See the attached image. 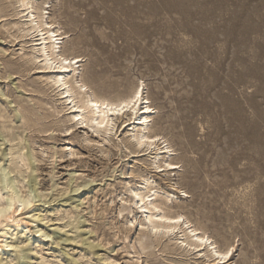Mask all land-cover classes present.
<instances>
[{"label": "rangeland", "instance_id": "rangeland-1", "mask_svg": "<svg viewBox=\"0 0 264 264\" xmlns=\"http://www.w3.org/2000/svg\"><path fill=\"white\" fill-rule=\"evenodd\" d=\"M33 5L62 33L58 49L82 58L76 79L90 90L115 100L142 84L146 133L171 152L135 143L130 109L105 132L68 120L72 103L35 57L38 31L17 0H0V199L12 196L0 235L18 244L0 264H264V0ZM161 159L176 167L158 170ZM135 187L170 193L162 210L183 226L148 231ZM187 228L231 247L230 260L206 261Z\"/></svg>", "mask_w": 264, "mask_h": 264}, {"label": "bare ground", "instance_id": "bare-ground-1", "mask_svg": "<svg viewBox=\"0 0 264 264\" xmlns=\"http://www.w3.org/2000/svg\"><path fill=\"white\" fill-rule=\"evenodd\" d=\"M34 1L35 0H17V3L19 4V6H21V8H23L26 11V16H27L26 20H28L29 24H30V26H29L28 24L24 23L25 25H28L27 26L28 29H26V30L28 32H30V30L31 31L32 30L33 31H38V34H35V35H38V38L35 39V40H37L36 43H34V44L31 43L32 45L35 46V48L32 47L33 50H35L38 53V54L35 53V57L38 56L37 58H39V60L42 61L40 63H42L41 67L44 70L46 68H48V69L52 68L54 70V75H51V76L49 75L50 76L49 78L53 82V85H55V87L59 88L60 92L59 91L58 92L60 94V98L62 99L64 97H66L65 99H68L72 103L68 107L70 109L69 113H71V115L69 116L68 120H75L76 124L84 122L85 125L87 124L88 127H92V128H94V130H99L100 131L101 129H103V131H104V129H107V127L109 126L110 121L112 120V118L110 116L113 117V116H115L117 114L119 115L120 113H125L124 111H126L127 109H130L132 111L131 113L135 114L134 119H136V120L131 125L133 127V129H132L131 135L130 134L129 135L135 140V143L138 144V145H141L142 143L143 144L146 143L149 147L153 146L155 148V151H156L157 155L161 154V153H163V154L164 153H168L170 150H166L167 146L166 147L158 146L157 139H156L157 136L156 137L155 136H151V135H148L146 133V128H147L146 126H148L147 123L149 121L150 113L152 112V108H150V106L148 104V100H146L145 97H143L142 84L137 85L129 96L124 97V98H117L115 100H112V99H109V98H106V97H101V96L97 95L95 92H93L92 90H90L84 83H82L80 80L76 79V75H78L77 74L78 73L77 72L78 66L75 67V65L78 62H80L82 60V58H80V56H73V57L69 58L67 55L63 54L58 49L60 47L59 44L61 43V39L64 38V37L61 36L62 33L58 32L59 31L58 29L54 30L53 29L54 27H52V25L49 22L44 20V16H43V13H42V10L44 8L40 7V5L42 3L40 5H36L35 6V5H33ZM44 4L46 5V2ZM24 24H23V26H24ZM18 29H20V28L18 27ZM21 30L23 31V29H21ZM21 30H19V31H21ZM24 32H26V31H24ZM24 32H22V34H25ZM27 55H29V54H27ZM28 59H31V57L28 58ZM31 60H30V62H31ZM66 73H69V74L71 73V77L70 78L68 77V79H67V77H65ZM50 86H51V84H50ZM52 87H54V86H52ZM55 90L57 92L56 88H55ZM25 120H27V119H25ZM20 144H21V142H20ZM146 144H145V146H146ZM163 148H165V150ZM167 149H169V148H167ZM22 150H23V148H22ZM18 152H20V151H18ZM151 152H153V151H151ZM153 153L155 154V152H153ZM169 155H171V154H169ZM15 156H17L20 159V161H24V156L21 153H18V154L16 153ZM156 157L154 156V159ZM162 159H161V161H162ZM13 161H15V160H13ZM161 161H158V162H161ZM152 162L154 163V161H152ZM161 166H163V168L165 167V168H168V169H173V168L176 167V165L174 163L169 162L167 160H165L163 162V165L162 164H160V165L157 164L155 168L158 169ZM18 173L21 174V172H19V171H18ZM4 176H6V174ZM0 179H1V177H0ZM23 179H24V177H23ZM19 180H21V179H19ZM147 180H148V178L146 176L144 181L146 182ZM17 181L18 180H16V182ZM1 183L3 184V181ZM146 184H144V185H146ZM142 185H143V183H142ZM129 188H131V187H129ZM129 188H127V189H129ZM140 189L141 188H136L132 192H133V195H134V199H136L137 204L139 203L140 211L146 213L145 220L142 222V224L143 225L144 224H146V225L148 224L150 226V230H148V231L154 232V234L155 233L157 234V232L160 231V230H162L164 232H170V231H173L174 229H176L177 227H179V225L181 223L183 224V221H181L183 219V218L181 219L182 214L172 215V214L162 210L161 206L166 203L165 201L170 200V198H171L170 197V193H167L166 195L164 193V195H165V196H163L164 199L160 200V201H157L155 199V196H157V194L159 193V190H158L159 188H157V187L155 189L151 188L152 192H150V193H149V191L151 189L150 190L147 189V191L148 190L149 191L146 192V193L139 191ZM131 196L132 195H130L129 200L131 199ZM11 197L8 196V197H6L4 199H0V213L2 214V216H3V214H6V212L8 213V210L11 207V202H10ZM22 198H23V196H22ZM11 201H13V200H11ZM19 202H21V204L23 206H25V205L30 203L28 198L21 199V200L19 199ZM132 202H134V201H132ZM27 206H25V207H27ZM11 211H12V209H11ZM12 213H11V215H12ZM14 214H15V212H14ZM13 215H12V217H14ZM33 215H35V214H33ZM2 218L4 219V217H2ZM9 218H8V220H9ZM35 218H36V216H35ZM20 219H21V217H20ZM5 220H7V219H5ZM2 222H4V221H2ZM2 222L0 221V225H2ZM128 222H131V221H128ZM12 223H14V222H12ZM21 223L22 222H16V224H15L16 227L15 228L17 229V227H20L22 225ZM11 226L13 227V225H11ZM176 230H178V229H176ZM181 230L182 229H180V231ZM5 231H7V230H5ZM176 232H178V231H176ZM199 232H197L196 228H190V230L188 229V232H187L188 235H186V236L189 237V239H187L186 236H183L184 238L186 237V239H184L186 245L192 246L193 249H196L198 251H200V250L202 251L203 248L205 247L206 248V252H204V253L202 252V253L205 254V256L207 257L206 261L208 259H211V258H213L212 261H215V259L218 260L216 263H220V262H224V261L228 262V260H230L231 256L233 255V252H232L233 250H232L231 247L227 246L225 248H219V247L213 245V243L209 242L210 238L207 235H205V233H199ZM4 234H5V232H4ZM181 234L183 235V233H181ZM161 235H163V233ZM2 237H4V236H2ZM2 237L0 235V243H2V244H0V251H4L5 250V249H2L3 246H5L7 248L6 250H10L11 248L16 247L18 245L17 244L15 246L14 244H11L10 242H7V238H8L7 236L5 237V239L2 238ZM184 241H182V242H184ZM203 260H205V259H203Z\"/></svg>", "mask_w": 264, "mask_h": 264}]
</instances>
